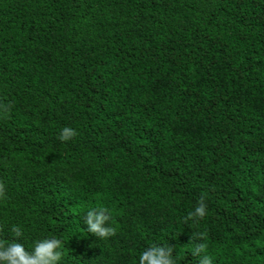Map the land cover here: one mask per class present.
I'll list each match as a JSON object with an SVG mask.
<instances>
[{
  "label": "trees",
  "instance_id": "obj_1",
  "mask_svg": "<svg viewBox=\"0 0 264 264\" xmlns=\"http://www.w3.org/2000/svg\"><path fill=\"white\" fill-rule=\"evenodd\" d=\"M0 105V244L197 264L202 234L213 264H264V0H0Z\"/></svg>",
  "mask_w": 264,
  "mask_h": 264
},
{
  "label": "clouds",
  "instance_id": "obj_2",
  "mask_svg": "<svg viewBox=\"0 0 264 264\" xmlns=\"http://www.w3.org/2000/svg\"><path fill=\"white\" fill-rule=\"evenodd\" d=\"M0 111L6 113L7 105H0ZM77 135L76 129L64 126L59 133V140L68 141ZM5 195V186L0 184V198ZM206 215V205L199 202L188 213L186 219L203 218ZM110 212L107 208L98 206L90 208L84 216L86 232L99 239H107L115 234V228L108 221ZM12 231L16 237L21 236L19 226H14ZM200 242L193 245L192 254L198 257L197 264H213L211 256L206 252V243ZM63 249L61 240L56 236L36 239L30 250L26 249L19 240L0 244V264H62ZM137 264H176L173 256V247L170 245L153 243L146 247L138 256Z\"/></svg>",
  "mask_w": 264,
  "mask_h": 264
}]
</instances>
